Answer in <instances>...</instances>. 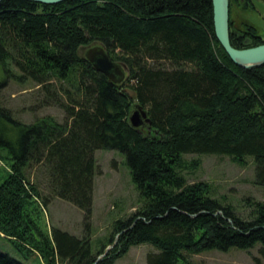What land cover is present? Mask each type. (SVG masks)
<instances>
[{
  "label": "trees",
  "instance_id": "obj_1",
  "mask_svg": "<svg viewBox=\"0 0 264 264\" xmlns=\"http://www.w3.org/2000/svg\"><path fill=\"white\" fill-rule=\"evenodd\" d=\"M228 5L231 46L264 44L252 24L232 17L254 10L253 0ZM91 43L128 67L125 85L110 83L78 54ZM11 67L18 82L34 83L44 103H58L66 116L63 123L23 125L0 107V161L8 165L0 176V235L20 255L43 264H112L131 246L148 244L157 253L147 255V264H190L187 255L264 247V203L251 204L243 219L207 184H187L181 174L185 154L252 157L256 184L264 187V64L242 69L231 62L214 35L212 0H4L6 78ZM134 99L147 109L145 131L129 124ZM97 150L124 156L141 201L116 221L117 243L98 263L102 249L95 256L88 239L58 229L44 235L37 224L51 198L89 216ZM33 167L44 172L48 196L30 182ZM0 264L23 263L0 252Z\"/></svg>",
  "mask_w": 264,
  "mask_h": 264
},
{
  "label": "rangeland",
  "instance_id": "obj_2",
  "mask_svg": "<svg viewBox=\"0 0 264 264\" xmlns=\"http://www.w3.org/2000/svg\"><path fill=\"white\" fill-rule=\"evenodd\" d=\"M253 3L254 10L243 13L235 10L232 17L236 23L249 22L256 28L257 34L264 38V0H253ZM94 48L105 50L100 44L91 43L80 47L78 54L85 59V54ZM116 63L125 73L124 81L119 85H125L129 79V69L122 62ZM159 64L168 70L171 69L168 62ZM9 72L10 77L6 78L0 68V107L6 110L13 120L23 125L41 122L47 120L46 118H51L57 123L66 121L65 112L58 103H44L45 94L41 89L28 80L18 82L20 80L13 77L19 76L14 67L9 68ZM128 92L133 96L130 91ZM136 105L138 104L134 99L128 121ZM144 111L146 112L147 109ZM146 128L148 129L145 126L141 130L145 131ZM93 157L96 171L89 216L85 217L80 209L66 201L51 198L45 211L40 212L37 224L44 235L50 234L53 229H58L77 239H88L95 256L98 250L102 249L100 255H97L101 260L108 254L103 256L105 251L109 248L112 250L117 243L118 236H111L116 221L126 219L135 213L140 208L141 201L122 154L114 150H97ZM6 171L8 165L0 161V176ZM181 174L187 184H207L214 199L223 206L230 205L243 219L250 218L253 211L251 204L264 203V187L256 184L255 164L252 157H245L243 161L238 162L224 155L185 154L182 156ZM28 175L30 182L37 186L41 196H48L44 172L33 167ZM0 252L23 264H43L36 256H25V259L2 235H0ZM149 253H157V251L148 244L131 246L112 264H147ZM186 259L190 264H264V247L257 244L248 251L236 249L225 253L209 251L187 255Z\"/></svg>",
  "mask_w": 264,
  "mask_h": 264
},
{
  "label": "water",
  "instance_id": "obj_3",
  "mask_svg": "<svg viewBox=\"0 0 264 264\" xmlns=\"http://www.w3.org/2000/svg\"><path fill=\"white\" fill-rule=\"evenodd\" d=\"M4 1V0H0ZM27 2H35L44 5H56L62 3L66 0H22ZM212 11H213V27L214 34L226 52L231 61L238 67L241 68H250L255 66H260L264 63V44L244 50H236L231 47L229 43V27H228V0H212ZM89 62L93 63L95 70L105 74L108 78L111 79L109 72L112 69L116 70V75L118 76L117 80H112L113 82H120L123 78V73L119 70L114 64H112L103 50L94 49V57H88ZM142 117L145 118V114L141 113ZM130 123L133 127H139L142 125V120L139 118V113L135 112L130 117ZM148 123V120H145ZM108 252V251H107ZM104 253V255L107 254ZM100 260V259H98Z\"/></svg>",
  "mask_w": 264,
  "mask_h": 264
},
{
  "label": "bare ground",
  "instance_id": "obj_4",
  "mask_svg": "<svg viewBox=\"0 0 264 264\" xmlns=\"http://www.w3.org/2000/svg\"><path fill=\"white\" fill-rule=\"evenodd\" d=\"M66 1H68V0H66ZM66 1H64V2H66ZM2 2V1H1ZM0 2V3H1ZM33 3H35V2H33ZM63 3V2H62ZM38 4H40V3H38ZM60 4V3H59ZM42 5H44V4H42ZM57 5V4H56ZM228 9H229V5H228ZM228 15H229V11H228ZM228 22H229V20H228ZM215 35V34H214ZM216 38V37H215ZM217 40V39H216ZM219 43V42H218ZM229 43H230V41H229ZM220 45V44H219ZM231 45V44H230ZM221 46V45H220ZM232 47V46H231ZM222 48V47H221ZM233 48V47H232ZM254 48V47H253ZM94 49H101V50H103L102 48H94ZM94 49H91V50H89L86 54H85V60L91 65V67L93 68V70L96 72V73H99V74H101V75H103L110 83H112V84H114V85H119V84H121L123 81H124V78H125V73H124V70H123V68L118 64V63H116V62H114V61H112L109 57H108V55H107V53H106V51L105 50H103V52L105 53V55L107 56V58H108V60L112 63V64H114L119 70H121L122 71V73H123V78H122V80L120 81V82H113L112 80H117L118 79V76L116 75V70L115 69H112L110 72H109V75H110V77H111V79L110 78H108L105 74H103V73H101V72H99V71H97V70H95V68H94V66H93V63H91V62H89V58L88 57H94ZM223 49V48H222ZM247 49H250V48H247ZM237 50V49H236ZM242 50H244V49H242ZM225 52V51H224ZM226 53V52H225ZM227 55V54H226ZM228 56V55H227ZM229 58V57H228ZM230 59V58H229ZM231 60V59H230ZM232 62V61H231ZM233 63V62H232ZM234 64V63H233ZM264 64V63H263ZM262 64V65H263ZM235 65V64H234ZM262 65H260V66H262ZM236 66V65H235ZM260 66H255V67H260ZM238 67V66H237ZM239 68H241V67H239ZM250 68H254V67H250ZM250 68H246V69H250ZM242 69H244V68H242ZM135 112H138L139 113V118L142 120V125H140L139 127H133L132 125H131V123H130V120H129V124H130V126L132 127V128H134V129H143V127H145V126H147L148 128L150 127V120H149V118H148V116H147V113L141 108V106H139V105H136L135 107H134V110H133V112H132V115L135 113ZM141 113H144L145 114V118H143L142 117V115H141ZM132 115H130V117L132 116ZM130 117H129V119H130ZM145 120H148V123L147 122H145ZM115 242H116V240H115ZM110 250V248L109 249H107V251H109ZM107 251H105V252H107ZM108 253V252H107ZM103 256H105V255H103ZM102 256V257H103ZM98 261L99 260H97L96 261V263H98Z\"/></svg>",
  "mask_w": 264,
  "mask_h": 264
}]
</instances>
